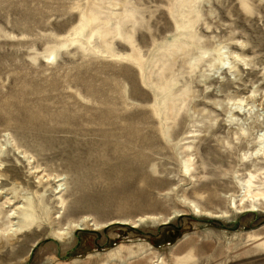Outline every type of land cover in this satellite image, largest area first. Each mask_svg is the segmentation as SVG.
Returning <instances> with one entry per match:
<instances>
[{"label": "rangeland", "instance_id": "rangeland-1", "mask_svg": "<svg viewBox=\"0 0 264 264\" xmlns=\"http://www.w3.org/2000/svg\"><path fill=\"white\" fill-rule=\"evenodd\" d=\"M0 264H264V0H0Z\"/></svg>", "mask_w": 264, "mask_h": 264}, {"label": "bare ground", "instance_id": "bare-ground-1", "mask_svg": "<svg viewBox=\"0 0 264 264\" xmlns=\"http://www.w3.org/2000/svg\"><path fill=\"white\" fill-rule=\"evenodd\" d=\"M249 186H250V185H249ZM246 188H247V186H246ZM250 190H251V189H250ZM250 194H251V193H250ZM245 198H246V197L243 196V198L241 199L239 205H236L235 202L233 203V206L236 207V208H238V210H239L240 212H242L243 209H244L243 207H244V201H245ZM257 198H258V197H257ZM237 202H238V201H237ZM249 203H251V202H249ZM256 203H257V202H256ZM260 203H261V202H260ZM260 203H259V204H260ZM257 204H258V203H257ZM258 206H259V205H258ZM260 206H262V204H261ZM255 207H256L255 204L252 205V206H251L252 209L249 210V211H250V212H257V211H258V208L256 209ZM245 211H246V210H245ZM96 225H97V224H96ZM127 225H128V224H127ZM87 226H88V225H87L86 223H83V224H80V226H79L78 229H79V230H80V229H84V228H86ZM90 226H93V225H90ZM133 228H136V225H134ZM117 256H118L117 254H116V255H113L112 258H111V260L116 259Z\"/></svg>", "mask_w": 264, "mask_h": 264}, {"label": "water", "instance_id": "water-1", "mask_svg": "<svg viewBox=\"0 0 264 264\" xmlns=\"http://www.w3.org/2000/svg\"><path fill=\"white\" fill-rule=\"evenodd\" d=\"M108 227V226H107Z\"/></svg>", "mask_w": 264, "mask_h": 264}]
</instances>
